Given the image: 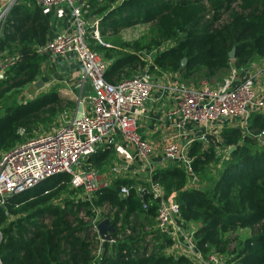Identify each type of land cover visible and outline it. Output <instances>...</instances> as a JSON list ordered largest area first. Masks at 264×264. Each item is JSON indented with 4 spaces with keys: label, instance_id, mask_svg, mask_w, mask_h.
Returning a JSON list of instances; mask_svg holds the SVG:
<instances>
[{
    "label": "trees",
    "instance_id": "obj_1",
    "mask_svg": "<svg viewBox=\"0 0 264 264\" xmlns=\"http://www.w3.org/2000/svg\"><path fill=\"white\" fill-rule=\"evenodd\" d=\"M85 2L88 18L99 21L98 28L94 22L88 27L87 42L108 62L105 77L111 83L144 69L179 75L181 81L199 77L220 82L233 68L248 69L264 58V0ZM140 26L145 30L139 36L123 37V31ZM49 34L50 22L36 0H16L0 36V65L12 62L0 78V103L5 104L0 110V156L35 135L42 125L50 126L68 108L76 110V101L58 90L42 92L25 102L10 98L41 77L47 57L38 50L48 43ZM233 48L236 55L231 59ZM153 52V64H149L147 55ZM185 57L187 63L182 66ZM263 130L264 113L252 112L249 133L228 126L219 137L208 135L207 144L195 140L188 156L199 187L191 186L188 170L178 162L153 174L167 195L176 194L182 220L198 224V249L226 257V264H264V145L257 139ZM230 146L235 149L223 160L216 148ZM113 153L111 147L99 150L87 166L97 169ZM220 162L222 168L211 173L212 166ZM124 185L134 186L127 197L121 195ZM135 186L132 180L116 178L101 189L95 200L106 209L101 218L93 203L76 200L68 173L13 195L0 206L1 263L196 264L185 255L165 252L174 241L157 229L158 200ZM104 218L117 230L111 233L115 241L108 242L102 253V240L94 225ZM246 228L253 229L254 236L234 246L230 235Z\"/></svg>",
    "mask_w": 264,
    "mask_h": 264
},
{
    "label": "built area",
    "instance_id": "obj_2",
    "mask_svg": "<svg viewBox=\"0 0 264 264\" xmlns=\"http://www.w3.org/2000/svg\"><path fill=\"white\" fill-rule=\"evenodd\" d=\"M15 2L10 0L0 7V36L4 21ZM36 2L44 11L59 6L70 11V27L54 35L45 46L39 48V52L46 51L59 57L74 56L79 61L82 68L79 97L84 103V111L79 120L72 118L52 131L37 133L1 154L0 206H4L13 195L31 190L58 174L68 173L71 175V189L77 192L76 200L90 201L97 214L102 209L106 212L104 207L99 208L95 200L96 194L110 184L102 182L99 171L87 166V161L100 149L115 145L116 135L119 134L152 169L149 190L135 187L137 191L151 193L152 198L158 200L157 229L173 239L177 255H185L196 264H226L223 256L213 252L204 254L198 249L195 238L197 227L191 233L186 231L192 226L182 220L176 194L167 195L162 185L153 180V174L157 169L166 167L170 161L178 162L188 170L191 186L199 187L198 177L192 172L188 156L192 143L200 140L207 144L208 135L216 134L219 137L221 130L228 126L249 133L250 114L264 113V94L256 87L257 71L264 66L253 62L248 69L233 68L222 82L212 85L204 83L199 87L185 85L178 76L170 77L167 73L157 80L147 69L131 78L111 83L105 77L108 62L87 42L88 27L96 20L88 18L85 0ZM95 34L100 40L97 30ZM154 54L147 55L149 64H153ZM9 64L12 62L0 65L3 69L0 72ZM161 82L164 92L176 98L169 116L174 118L176 128L184 134L185 142L181 144L178 139L169 137L156 162L153 159V144L139 131L137 111L151 99L155 87ZM86 85L91 87V93L82 98ZM257 139L264 145V130L257 135ZM231 147L226 150L217 147L216 151L226 158ZM155 163L159 164L156 166ZM133 187L122 186L121 195L129 196ZM144 207H147L146 203ZM94 227L96 229L97 223ZM2 237L0 230V241ZM114 241L112 239L110 242Z\"/></svg>",
    "mask_w": 264,
    "mask_h": 264
},
{
    "label": "crops",
    "instance_id": "obj_3",
    "mask_svg": "<svg viewBox=\"0 0 264 264\" xmlns=\"http://www.w3.org/2000/svg\"><path fill=\"white\" fill-rule=\"evenodd\" d=\"M0 1L3 2V0ZM45 14L50 22L49 40L53 38V36L57 33H62L70 27V11L66 7H54L46 10ZM94 24H96L98 28L99 21L96 20ZM97 34L99 35L98 29ZM42 54L46 55L47 58L42 64L43 71L38 81L42 78H47L43 76L44 70L46 68V74H49L48 76H54V74L56 75L58 73H62L58 75L63 76L64 79L67 78L71 81H76V84L75 82L73 83V85L75 84L74 88L81 89L79 82L81 80L82 68L79 61L74 56L59 57L51 55L46 51ZM257 73L259 74V76L257 77L256 87L258 91H261V93L264 94V68L258 70ZM31 85L24 87V89H27V87ZM77 92L78 97L76 98V100L74 97L76 103L78 102V98L80 96V90ZM90 93L91 87L89 85L85 86L83 88L82 95L84 97H87ZM175 104L176 98L173 95L164 92L161 82L157 87H155L151 99L147 101L143 108L137 111L139 131L144 138L148 139L153 144L155 152L153 159L156 162L157 159L161 157L164 151V147L169 140V137L178 139L181 144L185 142L184 134L176 128L174 118L169 116V113L171 112V109ZM197 130L200 131L201 129L197 128ZM110 147L114 152L111 159L109 160L110 162L101 165H110L109 168L101 170V166L99 168L97 167L102 182H107L112 185L113 181L116 178H122L126 180H132L138 187H141L144 190H149L151 186L150 183L152 169L138 157L136 149L130 146L119 134L116 135L115 145H112ZM107 148L109 147L100 150H104ZM155 164L157 166L159 163ZM98 214L100 215V218L104 217V209L99 211ZM189 225H191L192 227H198L196 223L190 222Z\"/></svg>",
    "mask_w": 264,
    "mask_h": 264
},
{
    "label": "rangeland",
    "instance_id": "obj_4",
    "mask_svg": "<svg viewBox=\"0 0 264 264\" xmlns=\"http://www.w3.org/2000/svg\"><path fill=\"white\" fill-rule=\"evenodd\" d=\"M10 0H3V4H8ZM224 20L227 19V16H224L223 18ZM145 30V27H135V28H131V29H127L125 31H123V37L125 39H133L137 36H139L143 31ZM257 62V63H255ZM254 63L257 64L258 66H261L263 67L264 66V58L262 59H258L256 60ZM251 68V66H250ZM232 71V70H231ZM231 71L225 75H222V78H226L229 76V74L231 73ZM58 74H62V73H58ZM58 74H54V76H48L46 74V68L44 70V73H43V76L47 77L46 79L45 78H42L40 79L39 81L42 82V86H39L37 84V82L33 83V85L27 87V89L23 88L22 90L18 91V92H15L13 94H11V99L12 100H15V102H25L27 100H30V99H33L35 96H37L38 94L42 93V92H45V91H50V90H58L62 93H64L65 96L67 97H70L71 99H74L75 97V100L76 98L78 97V92L77 91H81V89H78V88H74L75 84H76V81H71L69 79H64L63 76L61 75H58ZM170 77H175V76H178L179 75H174V74H170V73H167ZM156 77V79H160L162 78V73H155V74H152ZM220 80V79H219ZM219 80L217 78H214L212 80H206L204 78H199V77H196L194 80H182L181 82L185 85H192V86H195V87H199L200 85L204 84V83H208V85H212V84H215L216 82H219ZM81 81H82V77H81V80L79 82L80 86H81ZM222 81V80H221ZM75 82V84L73 85V83ZM87 86V85H86ZM81 88V87H80ZM77 95V96H76ZM82 98H84V96L82 95ZM12 100H10L9 102H7V104H12ZM5 104H2L0 103V110H2L4 107ZM74 114H75V110L74 108H68L66 112H64L63 114H61L55 122H53L52 124H50V126H44L42 125L41 127L37 128L35 130V132L33 134H37V133H42V132H49V131H52L56 128H58L60 125H63L65 124V122H67L68 120L72 119L74 117ZM21 135L24 136L25 135V130H21ZM135 149V148H134ZM227 149V148H226ZM224 149V150H226ZM225 153H227V151H224ZM223 160L225 159L224 157H222ZM110 161L106 162V163H109ZM114 162V161H113ZM112 162V163H113ZM222 163L223 162H220V164L216 165V167H213L212 166V170H211V173H215L217 172L218 170H220L222 168ZM110 165H103L100 167L101 170H105L107 168H109ZM200 183V182H199ZM207 182H203L202 183V186L205 188L207 187L206 184ZM77 195V194H76ZM198 225V224H197ZM195 228L196 227H188V230H186L188 233H191L192 231H195ZM233 239H234V246L238 244V242L240 241H244L245 239L249 238V237H252L254 236V231L253 229L251 228H246V229H237L235 232H233L231 235H230ZM235 239L237 240L235 242ZM174 243L170 246H168L165 250V252L167 254H177V249L176 247H174ZM99 251L101 252V249H99ZM224 257V256H223ZM224 259L226 260V257H224ZM224 260V261H225Z\"/></svg>",
    "mask_w": 264,
    "mask_h": 264
},
{
    "label": "water",
    "instance_id": "obj_5",
    "mask_svg": "<svg viewBox=\"0 0 264 264\" xmlns=\"http://www.w3.org/2000/svg\"><path fill=\"white\" fill-rule=\"evenodd\" d=\"M94 18L91 19V21H93ZM236 55V49L233 48L230 53L229 56L231 59H234ZM182 66H186L187 63V58H183L182 59ZM4 76V72H0V78H2ZM37 84L39 86H42V82L41 81H37ZM83 111H84V103L82 102L81 98H78V102H77V107L75 110V114L73 119L74 120H79L82 115H83ZM235 148L232 146L230 149V153L234 150ZM96 230L102 240V250L101 252L104 253L107 243L110 242L112 240V236L111 233H114L117 229L114 225V223H112L108 218H104L102 221H100L97 224Z\"/></svg>",
    "mask_w": 264,
    "mask_h": 264
}]
</instances>
